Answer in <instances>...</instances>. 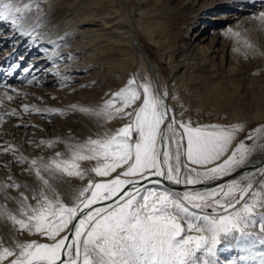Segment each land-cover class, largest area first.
I'll return each instance as SVG.
<instances>
[{
	"label": "snow or ice",
	"instance_id": "obj_1",
	"mask_svg": "<svg viewBox=\"0 0 264 264\" xmlns=\"http://www.w3.org/2000/svg\"><path fill=\"white\" fill-rule=\"evenodd\" d=\"M32 7L27 2L0 0V20H10L19 35L31 36L35 28L28 30L27 18L21 13ZM259 16L264 18V12ZM167 97L166 91L156 92L149 83L141 85L132 78L96 113L107 119L128 118L114 133L69 144L67 157L59 152L47 160L19 157L17 162L31 165L29 171H34L41 188L38 194L33 192L35 204H29V197L20 194L26 219H16L15 215L11 219L21 231L34 230L51 242L31 240L18 243L15 248L2 247L0 262L219 264V246L231 239L242 247L244 238L250 235L247 229L257 223L258 208L262 209L260 228L264 231V165L242 172L253 149L246 146V141L232 148L242 125L193 126L191 121L177 119L166 104ZM10 115L17 114L13 111ZM58 142L41 141L49 147ZM85 160L96 164L82 169L79 162ZM117 169L121 171L111 179H88L84 187L74 192L70 203L64 202L51 183L64 175L83 180L88 172L95 177H111ZM162 180L186 186L220 182L214 187H188L177 192L161 188ZM142 181H150L152 186ZM254 183L259 184L256 190ZM7 187L21 185L13 182ZM108 201L112 203L94 207ZM65 229L71 239L68 234L61 236ZM259 257L260 264H264V252Z\"/></svg>",
	"mask_w": 264,
	"mask_h": 264
},
{
	"label": "rangeland",
	"instance_id": "obj_2",
	"mask_svg": "<svg viewBox=\"0 0 264 264\" xmlns=\"http://www.w3.org/2000/svg\"><path fill=\"white\" fill-rule=\"evenodd\" d=\"M114 1L74 0L70 8L63 3L64 0L17 1L19 4L26 2L33 4V7L21 16L27 17L28 30L35 28V32L31 36L23 35L26 40H7V43L0 45V115L3 117L0 119V185H4L0 188V248H15L18 243L31 240L51 242L36 234L34 230L21 231L19 225L11 219L12 215H15L16 219H26L27 210L23 209L19 203L20 194L24 193L29 197V204H35V200L32 199L33 192L35 190L38 194L41 188V182L34 171H29L31 165L17 162L19 157H27L29 161L39 157L47 160L54 157L57 152L67 157L69 144L83 143L88 138L102 137L106 132L114 133L128 122L127 117L107 119L96 113L106 100L134 78L136 67L133 66L134 63H126L125 66L120 67L121 71L115 69L112 61L115 63L117 61L116 52L108 51L105 55V52H101L100 46L103 44L100 42L101 38L91 40L97 31L95 29L91 32L84 31L89 26L102 27V19L99 16H102L105 10L116 9L118 2ZM122 1L120 13L130 18L131 22L132 17H137L139 0ZM146 1H149V4ZM180 1L145 0L144 3L147 4L143 3L146 9H149L148 15L152 10L157 9L160 15L167 17L168 23L177 21L170 30L169 55L170 53L173 55L175 48L180 47L182 43L185 46L190 45L195 38L194 32L197 30L206 31L205 34L209 39L213 36L221 42L228 39L234 41L235 51L242 60V66H239L240 71L235 78L221 80L222 93L214 91L210 83L200 82L199 85L191 84L181 87L180 93L188 104L184 113L191 112V122L195 126L203 123V117L209 118L211 123L220 122L225 125L249 117L252 122L247 125L232 148L246 141L247 147L254 149L257 146L262 149L264 146V18H260L259 14L264 12V0L255 1L252 4V10H237V4L221 2L214 9L205 11V16L214 18H207L208 24L205 26H203V20L196 22L194 31L185 40L181 38L179 30L193 21V15L191 9L181 7ZM66 10L88 15L87 17L93 19L76 25L74 19L67 17ZM233 12L242 13L243 20L235 26L236 30L233 32L232 30L229 32L230 28L228 31H223L230 24L229 22L233 21L232 15L229 18H218V16L227 17ZM4 22L6 23H3L1 27L6 30L5 33L12 30L14 26L10 20H4ZM137 37L159 70L164 89L162 92L166 91L170 96L169 85L173 74L169 63L161 59L158 48L148 41L143 31H137ZM218 45L221 47L222 44L219 42ZM91 48H95V51H91ZM10 55L14 57L13 60ZM103 55L106 59L100 58ZM179 56L180 54L176 52L171 60H178ZM37 57H40L39 65L42 67L35 69L30 67L32 69L30 72L23 71ZM133 68H135L134 72ZM33 77L36 78L35 82L29 83ZM6 84L12 88H6ZM13 86L17 90L13 89ZM9 96L12 99H8ZM25 105L28 106V110H25ZM52 109H60L61 112L52 113ZM171 110L177 117L176 107L172 106ZM13 111L17 115H10ZM249 136L252 139L249 140ZM49 140L60 142L53 147L41 143V141ZM5 148L10 150L5 152ZM252 156L251 153L249 158ZM79 163L82 169H91L96 164L91 160ZM88 179L101 180L88 172L83 180L79 177L64 175L51 183L64 202L70 203L74 192L84 187ZM255 179L257 181L260 177L256 176ZM13 182L19 183L21 187H7ZM258 187V183H254V190ZM247 200L250 202L251 196ZM261 211L262 209H257V223L247 229L249 233L259 238L261 233L264 234L260 225H257L261 220L259 215ZM65 234L67 232H62L61 236ZM261 252H264V249ZM0 264H7V261Z\"/></svg>",
	"mask_w": 264,
	"mask_h": 264
},
{
	"label": "bare ground",
	"instance_id": "obj_3",
	"mask_svg": "<svg viewBox=\"0 0 264 264\" xmlns=\"http://www.w3.org/2000/svg\"><path fill=\"white\" fill-rule=\"evenodd\" d=\"M73 1L74 0H64L63 3L67 4L68 8H70L69 6H72ZM115 1L118 2L117 3L118 7L116 4V7H117L116 9L105 10L103 11L102 16H99L100 19H102V27L92 28L89 26V28L85 27L86 29H84V31L88 30V32L89 31L91 32L94 29L95 31H97L95 35L91 38V40L93 39L95 41L96 38H101L100 42L103 43L100 46L101 52L103 53L105 52L106 53L105 55L108 54V51H111L112 53L113 51L116 52L117 58L115 59H117V61L116 63L115 61H112L115 65L114 66L115 69L121 71V68H120L121 66L123 65L125 66L126 63H134L133 66H135L136 69L133 68V72L135 70L136 71L133 77L135 78L136 82L141 85L144 83H149L151 87L154 89V91L162 92L164 89L162 86V78H161V75L159 74V70L153 64L149 53L143 47L142 43L139 41L137 37V31H140V32L143 31L148 41L158 48L161 59L166 60L171 67V71L173 74V79L171 80V83L169 85L171 95L167 97L166 104L170 108L172 106L176 107L177 119L183 120V121H192L190 118L191 112L184 113V110L185 108H187L188 104H186L187 103L186 100L183 98V96L180 93L181 87H183L184 85H191V84L196 85L200 82H203L206 84L210 83L214 91L221 92L222 91L220 88L222 86L221 80L222 79H232V78H235L236 75H238L237 73L240 71L239 66H242V60L240 59L241 56H238V54L235 51L234 41L232 40L229 41L228 39V40H224L221 42L219 41V39H216L213 36H211L209 39L208 35L205 34L206 31L199 32L196 30L194 32L195 38L190 45L185 46L184 43H182L180 47L175 48L173 55H175L176 52L179 53L180 54L179 59L171 60L173 58L172 57L173 55H171V53L170 55L168 54L169 47L171 46L169 44L170 42L169 35H170L171 27L173 24H175L174 22L176 20L173 23L172 22L168 23L166 19L167 17L160 15L157 9L152 10L150 15H148L149 9H146L147 8L146 5L145 6L143 5L145 0H139L140 4H138L137 11H136L137 17H132V21L130 22V18H127L126 16L120 13V11L122 10L123 1L122 0H115ZM225 1L231 3L232 5L237 4L238 5L236 7L237 10H252L251 9V7L253 6L252 4H254L255 1H262V0H181L180 1L181 7H187L191 9V12H192L191 14L193 15V21L190 22L188 25L182 26V28H180L179 31H180L181 38L185 40L187 37H190L191 32L194 31L196 22L203 20L204 22L203 26H205V24H208L207 23L208 21L206 22V20L214 18V17H210L209 15L205 16L204 15L206 14L205 11L212 10L215 7L219 6L221 2L224 3ZM146 2H148L149 4V1H146ZM144 4H147V3H144ZM67 12L68 11L66 10L65 14L67 15V17H69V19H74L73 21H76V25L79 22H82V21L86 22L88 20L93 19L91 17H87L88 15H81L80 13L78 14L77 12L76 13L75 12L67 13ZM78 12H79V9H78ZM21 15H23V13ZM231 15H232L231 18L233 21L229 22L230 24L226 26L223 29V31H226V30L228 31L230 28V30H232L231 32H233L234 30H236L234 29L235 26L241 23V21L244 18V15L239 12L230 13L229 15H227V17L226 16L223 17V15L222 17L218 16V18H229V16ZM121 19H123L124 21L123 20L121 21ZM96 22H93V23H96ZM3 23H6V22H4V20H0V29H1L0 30V45H3L7 43L9 40H13V39L14 40L17 39L18 41L22 39L26 40V38L23 35L17 34L18 32L15 27H13L12 30H8L9 32L5 33L6 30L1 27ZM219 42L222 44L221 47L218 45ZM87 43L89 42L87 41ZM16 45H17V42H16ZM91 49H92L91 51H93L95 48H91ZM105 55H103L100 58L106 59L104 58ZM11 58L13 60L14 57L11 56ZM34 63L36 64L33 66ZM39 64H40V57H37V58H34L31 64L27 65V68L31 67L32 69H35L36 67L37 68L42 67V65H39ZM41 70H43V68H41ZM184 82L185 84H183ZM13 87H14L13 89L16 88L15 86ZM10 88H12V86H10ZM244 119L245 120H238L232 124L225 125L220 122L211 123V121H209L210 120L209 118L203 117L202 119L203 123L200 125L218 124V125H223L226 127L232 126V125H242V128L236 132L235 139L232 142V145H233L236 142V140L239 138V136L244 132L247 125L252 122L250 121L249 117H246ZM252 154L253 156L249 158L248 166H252L253 164L254 166H257L258 163H259L258 167L261 165H264V146L262 149L257 148L256 146L253 149ZM120 171L121 169H117L115 173H112L111 177H106V178L97 177V179H111ZM246 171L247 170L243 172H246ZM183 172H184V169L182 167L181 169L182 175H183ZM257 181H259V179ZM219 182L220 181L211 182L213 184V186L211 187H214L216 183H219ZM144 185L152 186L150 181L145 183ZM180 185H184V184H180ZM160 187L168 188L170 190L177 191V192H179L180 190H184V189H177L173 186H169L163 181ZM104 205L105 204L98 205L95 207H103ZM257 225L259 226L260 223H258ZM69 228H71V225H69ZM64 232H67V234L69 233L67 229H65ZM260 237L261 238H259V236L257 235L254 236L252 233H250L249 236H246L244 238L242 247H237L231 239H229L228 241L222 242V245L219 246L218 252H217V259L219 261V264H229L230 261L232 262V264H260L259 253L262 251V249H264V245H263L264 243H261L262 242L261 240H264V234L261 233ZM230 244L233 246L229 247Z\"/></svg>",
	"mask_w": 264,
	"mask_h": 264
},
{
	"label": "water",
	"instance_id": "obj_4",
	"mask_svg": "<svg viewBox=\"0 0 264 264\" xmlns=\"http://www.w3.org/2000/svg\"><path fill=\"white\" fill-rule=\"evenodd\" d=\"M136 37V36H135ZM258 165H259V163L257 164V166H254V164L252 165V166H248L247 165V167L245 168V169H241V171L243 172V171H245V170H247L248 168H255V167H258ZM152 179H154V178H152ZM162 179V178H161ZM163 181V180H162ZM147 182H149V181H142L141 183L142 184H144V183H147ZM163 182H165L167 185H169V186H173V187H175V188H177V189H184V190H187V188L188 187H193V188H196V189H201V188H204V187H211V186H213V184L212 183H207V184H202V185H196V186H184V185H176V184H173V183H171V182H168V181H163ZM110 202H112V201H108V202H101V203H98L97 205H95V206H98V205H103V204H106V203H110ZM94 206V207H95ZM76 221H74L73 223H75ZM71 227H72V225H71ZM68 235H69V238L71 239V233L69 232L68 233Z\"/></svg>",
	"mask_w": 264,
	"mask_h": 264
},
{
	"label": "crops",
	"instance_id": "obj_5",
	"mask_svg": "<svg viewBox=\"0 0 264 264\" xmlns=\"http://www.w3.org/2000/svg\"><path fill=\"white\" fill-rule=\"evenodd\" d=\"M240 138V137H239ZM238 141V140H237Z\"/></svg>",
	"mask_w": 264,
	"mask_h": 264
}]
</instances>
